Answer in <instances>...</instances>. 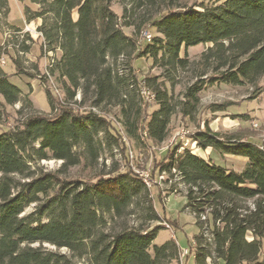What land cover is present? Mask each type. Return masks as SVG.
<instances>
[{"label": "trees", "instance_id": "1", "mask_svg": "<svg viewBox=\"0 0 264 264\" xmlns=\"http://www.w3.org/2000/svg\"><path fill=\"white\" fill-rule=\"evenodd\" d=\"M33 3L42 5L38 17L51 16L37 32L48 52H60L49 74L56 76L65 101L56 102L53 114L31 112L0 130V264H74V259L86 264H179L174 239L154 244L162 229L159 223L177 225L156 208L155 196L164 209L162 194L178 193L172 186L166 192L160 189L162 174L177 177L185 187L184 209L193 214L199 230L186 258L193 255L195 264H262L264 146L213 132L206 124L187 138L221 157L246 158L243 169L227 170L187 149L179 152L182 143H178L169 146L163 158L154 157L146 186L133 170L123 131L105 115L90 109L82 112L80 107L86 100H91L93 109L118 107L130 140L148 149L161 144L176 109L183 118L191 117L206 84L255 88L264 78V0H211L210 6L188 5L184 0ZM112 3L123 5L122 23ZM7 4L8 0H0V14ZM147 27L155 29L158 37L140 47L138 34ZM125 28L133 33L125 34ZM206 44L210 47L193 63L196 80L185 90L184 101L172 105L169 93L155 84L149 92L158 109L148 115L149 103L135 95L146 86L138 82L133 62L159 58L177 71L190 65L180 58L182 48ZM12 61L18 72L17 62ZM79 90L82 101L75 100ZM21 96V89L0 67V119L4 106H14ZM104 148L117 150L122 164L113 163L107 173H96L89 180L67 178L81 161L97 166ZM43 160L61 161V166L46 171L39 166ZM248 201L252 205L244 206ZM202 215L205 222L200 221ZM205 225L209 239L203 237ZM61 249L71 255L60 253Z\"/></svg>", "mask_w": 264, "mask_h": 264}, {"label": "rangeland", "instance_id": "2", "mask_svg": "<svg viewBox=\"0 0 264 264\" xmlns=\"http://www.w3.org/2000/svg\"><path fill=\"white\" fill-rule=\"evenodd\" d=\"M184 3L188 5L199 3L203 6H210L211 0H184ZM41 6V4L33 3V0H8L7 10L0 14V60H4V64L0 63V67L9 75V82L22 91L20 102L14 106H4L5 115L0 119V130L14 126L16 120L31 112L44 115L53 114L57 108L56 102L63 103L65 101L64 93L56 76L49 74L50 78H48L44 74V69L49 60L46 56L47 46L46 49L43 48L45 42L35 32L41 24H49L51 16L38 17L41 13ZM111 9L120 17V23H122L123 5L112 3ZM72 17L76 21L77 14L74 12ZM10 24L14 27H11ZM25 26L30 29L29 32L26 31ZM147 30L153 38L158 37L156 30L152 27H147ZM124 33L131 35L133 29L125 28ZM5 35H8V37H5ZM23 47H27L26 52L22 51ZM208 47H210L209 44L188 49L182 48L179 54L180 58L185 59L190 65L185 69L179 68L177 71L164 66L159 58L143 57L134 61L132 67L135 74L138 75V82L144 83L146 86V88L139 90V94L136 92V97L139 99V96H143V90L153 93L154 85L160 84L169 93L172 105L184 101L185 90L196 80L193 63L199 60L201 54ZM52 57L54 60L58 59L60 52H52ZM12 60L17 62L18 72ZM145 79H148V81ZM208 79L205 81L208 82ZM199 98V106L191 117L183 118L179 113V108L176 109L168 125L165 141L150 149L137 146L135 142L126 136L122 127L123 118L119 114L118 107L101 105L95 108V112L105 115L115 127L123 131V141H126L130 147L131 164L136 172L148 173V168L152 166L154 157L157 159L163 158L167 153V148L178 143H182L179 152L187 149L204 160L211 159L216 165L225 169L228 168L235 172L240 170L242 168L240 159L221 157L212 149H207L208 152H206L197 148L196 144L187 138V135L197 130H203L207 124L213 132L234 134L264 146V78L259 80L255 88L249 86L234 87L220 82H214V85L206 84ZM75 100L82 101L80 90L76 93ZM144 100L149 103L148 115L158 109V105L153 99L147 100L145 96ZM27 103H30V106ZM80 109L82 112L92 110L91 100H86ZM20 110H22V113L18 115L17 112ZM98 138L102 139V134ZM113 163L122 164L118 151L112 150L111 152L104 148L100 153L97 166L93 168L81 161L79 166L69 170L67 178L89 180L96 173H107ZM39 166L52 172L60 168L61 161L43 160L39 163ZM162 175L163 179L159 180L161 182L159 183L160 189L166 192L172 186L177 189L178 193L162 194L164 209L157 196H155L156 208L161 217H164L171 224L176 222L177 225L174 227L164 222L159 223L162 229L157 232L154 244L160 246L174 239L179 250L182 251L187 249L190 244L194 245L193 238L198 235L199 230L195 224L196 220L193 214L189 209H184L186 204L184 198L185 187L180 184L177 177H170L168 174ZM166 179H169V182H165ZM152 191L156 194L154 189ZM244 204L247 206L252 205V201ZM155 225L156 223L147 224L150 227ZM248 238H251V236L248 235ZM43 247L58 251L47 244H44ZM59 252L67 256L71 255L66 249H61ZM73 262L74 264H86L81 259H74ZM179 264H195L194 256L179 258ZM212 264H223V262L213 261Z\"/></svg>", "mask_w": 264, "mask_h": 264}, {"label": "built area", "instance_id": "3", "mask_svg": "<svg viewBox=\"0 0 264 264\" xmlns=\"http://www.w3.org/2000/svg\"><path fill=\"white\" fill-rule=\"evenodd\" d=\"M17 1V0H16ZM26 27V31L29 32L30 29ZM36 35L40 36V34L36 31L35 32ZM8 37V35H5V37ZM153 39V36L151 35V33L144 29V30H141L138 34V39H137V44L140 46V47H144L146 46L147 44L151 43ZM43 48L46 49V44L43 45ZM46 56L49 58L48 60V63L44 69V74L46 76H48V78H50V75H49V69L52 67V65L54 64V59L52 57V52H46ZM0 63L3 65L4 64V60L1 59L0 60ZM142 95L143 97H147V100L148 99H153V95L149 92V91H146V90H143L142 91ZM93 111H95V109H92ZM140 177L142 178V181L144 182V184L146 186H149V180H148V173H139ZM163 179V176H160V181ZM159 181V183H161ZM200 221L201 222H205L206 221V216L205 215H202L201 218H200ZM210 234H209V231H208V227L205 225L204 228H203V237L204 238H210ZM188 255H190V250L187 248V249H184L182 251L179 250V256H180V259H183V258H186ZM264 256V255H263ZM264 264V262L262 263Z\"/></svg>", "mask_w": 264, "mask_h": 264}, {"label": "crops", "instance_id": "4", "mask_svg": "<svg viewBox=\"0 0 264 264\" xmlns=\"http://www.w3.org/2000/svg\"><path fill=\"white\" fill-rule=\"evenodd\" d=\"M10 26H11V27H14V26L11 25V24H10ZM15 27H17V26H15ZM17 28H19V27H17ZM207 149H211V148H207ZM207 149H206V150H207ZM206 150H205V151H206ZM206 152H208V151H206ZM224 157H234V156H224ZM234 158L240 159L241 162H242V168H241L240 170H237V171H236V172H240V171L243 169L244 165L246 164L247 159H246V158H243V157H234ZM226 169L229 170L228 168H226Z\"/></svg>", "mask_w": 264, "mask_h": 264}]
</instances>
